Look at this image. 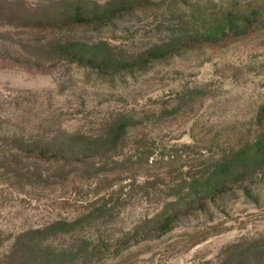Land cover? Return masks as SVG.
<instances>
[{
  "label": "rangeland",
  "instance_id": "rangeland-1",
  "mask_svg": "<svg viewBox=\"0 0 264 264\" xmlns=\"http://www.w3.org/2000/svg\"><path fill=\"white\" fill-rule=\"evenodd\" d=\"M219 165L234 171L208 194ZM12 259L264 264V0H0V264Z\"/></svg>",
  "mask_w": 264,
  "mask_h": 264
},
{
  "label": "trees",
  "instance_id": "trees-1",
  "mask_svg": "<svg viewBox=\"0 0 264 264\" xmlns=\"http://www.w3.org/2000/svg\"><path fill=\"white\" fill-rule=\"evenodd\" d=\"M125 13H126L125 11H119V13L114 14V16L111 19H107V21L108 20H115V19L119 18L121 15H123ZM67 25H83L84 27L90 26L89 23H86V22H84L82 20H75V21H73L71 23H68ZM30 28H32L33 30H40L41 28H44V27H41V26H33L32 27L31 26ZM248 36H246V35L239 36V37L232 36V37H227L225 39H222V40H220L218 42H216V41H213V42L200 41V42L192 43L190 45H184V46L181 47V50H187V51L190 50L191 51V50H200V49H221V48H224V47H228L231 44H234V42H239V41H241V38H246ZM165 58H166V56L165 57L164 56H156V57L149 56L148 63H159V62H162ZM225 136H226V141L228 143L229 142H233V141L236 140V137L234 136V132L228 133ZM242 141H240V143H238L236 145H232V144L229 145V146H231L229 148L227 147L229 153H231L234 157H238L239 153L242 150L250 148V144H251L250 139L247 138V140H245L244 142H242ZM205 154H206V152L201 153L200 157L202 159H205V157H206ZM164 167H165V165H163V166L162 165H154V166H152V165L145 164L141 168V173L147 174V173H149L151 171H160ZM130 170L131 169H127L126 172H131ZM233 171H234V169L232 167H229V166L219 165L218 168L216 167L215 173H214V176H216V177L213 180H211L210 183L205 187V191L208 194H210L212 189L215 186L219 185V183L221 181L220 178H222L223 176H227L229 173H231ZM228 182H229V179L227 177L225 178V181H221V183H228ZM27 184L30 185V183H27ZM57 186L58 185H53L52 183L46 184L45 182H43L42 186H38L36 188L39 189L42 192H45V191H49V190L55 191L56 190L55 188H57ZM201 193L202 192L193 193V196L196 197L195 200H201V196L203 194H206V193H203L201 196H199L198 194H201ZM13 260L14 259H12L11 261L9 260V262L7 264H18L17 261H13ZM19 263L23 264V263H21V260H19ZM27 264H30V262L27 261Z\"/></svg>",
  "mask_w": 264,
  "mask_h": 264
}]
</instances>
